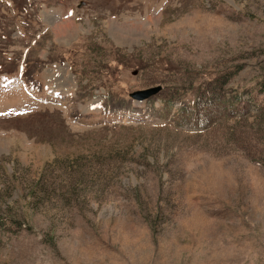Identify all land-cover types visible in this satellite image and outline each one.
<instances>
[{
	"label": "rangeland",
	"instance_id": "1",
	"mask_svg": "<svg viewBox=\"0 0 264 264\" xmlns=\"http://www.w3.org/2000/svg\"><path fill=\"white\" fill-rule=\"evenodd\" d=\"M263 79L264 0H0V264H264Z\"/></svg>",
	"mask_w": 264,
	"mask_h": 264
},
{
	"label": "water",
	"instance_id": "2",
	"mask_svg": "<svg viewBox=\"0 0 264 264\" xmlns=\"http://www.w3.org/2000/svg\"><path fill=\"white\" fill-rule=\"evenodd\" d=\"M163 87L158 85L156 87H151L145 90L136 91L131 94V97L137 101H145L156 95H158L162 91Z\"/></svg>",
	"mask_w": 264,
	"mask_h": 264
},
{
	"label": "trees",
	"instance_id": "3",
	"mask_svg": "<svg viewBox=\"0 0 264 264\" xmlns=\"http://www.w3.org/2000/svg\"><path fill=\"white\" fill-rule=\"evenodd\" d=\"M14 2H16V1H18V2H20V1H22V0H13ZM225 80H227V79H224L223 80V83H225L226 81ZM258 90H259V92H260V94H261V96L263 97V103H262V105H261V107L259 108V120H260V124H262V126H264V79L258 84ZM214 95H211V97L212 96H214V97H212L211 99L212 100H214L215 98L216 99H218V100H220V98H219V94H215V93H213ZM216 95V96H215ZM210 99V100H211ZM222 101V100H221ZM210 101H208V103H209ZM262 119V120H261ZM204 120H209V119H204ZM264 128V127H263ZM251 139H254L255 140V137H251ZM262 143H263V145H264V138L262 139V141H261ZM263 153H264V151H263Z\"/></svg>",
	"mask_w": 264,
	"mask_h": 264
},
{
	"label": "bare ground",
	"instance_id": "4",
	"mask_svg": "<svg viewBox=\"0 0 264 264\" xmlns=\"http://www.w3.org/2000/svg\"><path fill=\"white\" fill-rule=\"evenodd\" d=\"M144 27V26H143Z\"/></svg>",
	"mask_w": 264,
	"mask_h": 264
}]
</instances>
